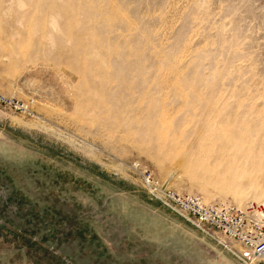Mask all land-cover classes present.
Listing matches in <instances>:
<instances>
[{
  "label": "rangeland",
  "instance_id": "374dc122",
  "mask_svg": "<svg viewBox=\"0 0 264 264\" xmlns=\"http://www.w3.org/2000/svg\"><path fill=\"white\" fill-rule=\"evenodd\" d=\"M0 94V264H243L163 193L264 207V0H0Z\"/></svg>",
  "mask_w": 264,
  "mask_h": 264
},
{
  "label": "built area",
  "instance_id": "2783aa9c",
  "mask_svg": "<svg viewBox=\"0 0 264 264\" xmlns=\"http://www.w3.org/2000/svg\"><path fill=\"white\" fill-rule=\"evenodd\" d=\"M0 109L28 113L26 104L0 94ZM150 186V181H146ZM164 204L177 215L221 245H238L243 260L252 258L256 264L264 262V207L256 203L235 207L208 204L195 195L163 193ZM242 260V261H243ZM243 261V264H247ZM248 264H250L248 262Z\"/></svg>",
  "mask_w": 264,
  "mask_h": 264
},
{
  "label": "bare ground",
  "instance_id": "6f19581e",
  "mask_svg": "<svg viewBox=\"0 0 264 264\" xmlns=\"http://www.w3.org/2000/svg\"><path fill=\"white\" fill-rule=\"evenodd\" d=\"M15 54H16V53H15ZM192 146H193V145H192ZM192 148H193V147H192ZM216 165H217V164H216ZM263 165H264V164H263ZM261 166H262V165H261ZM260 169H261V168H260ZM241 173H244L243 170L240 171V174H241ZM219 174H220V173H219ZM237 174H239V173H238V172H237V173H236V172L233 173L232 171H230L229 169H227V170H225V171L221 174V175H222L221 177H222V179H225V180L227 179V181H228L229 179H232V178L237 179L236 177H239V178H240L242 175H243V176L245 175V173L242 174V175L239 174L240 176L237 175ZM243 176H242V177H243ZM235 179H234V180H235ZM220 180H221V179H220ZM220 180H219V183L221 182ZM222 181H223V180H222ZM238 181H239V179H238ZM231 182H232V181H229L228 183H230V185H231V184H233V182H232V183H231ZM237 183H238V182H237ZM235 186H236V185L234 184V187H235ZM219 187H220V186H219ZM236 187H237V186H236ZM236 187H235V188H236ZM230 188H231V186H230ZM225 189H227V188H225ZM233 189H234V188H233ZM235 190H237V189H235ZM261 197H262V196L259 195V197H255L254 199H255V201H259V202H261V203L264 204V197H262V198H261ZM256 204H258V203L256 202ZM252 261H253V260H252ZM252 261H251V262H252ZM252 263H253V262H252Z\"/></svg>",
  "mask_w": 264,
  "mask_h": 264
},
{
  "label": "water",
  "instance_id": "95a60500",
  "mask_svg": "<svg viewBox=\"0 0 264 264\" xmlns=\"http://www.w3.org/2000/svg\"><path fill=\"white\" fill-rule=\"evenodd\" d=\"M263 264H264V262H263Z\"/></svg>",
  "mask_w": 264,
  "mask_h": 264
}]
</instances>
